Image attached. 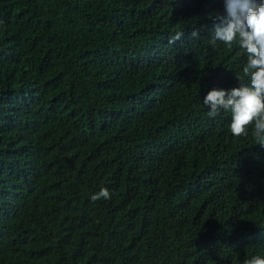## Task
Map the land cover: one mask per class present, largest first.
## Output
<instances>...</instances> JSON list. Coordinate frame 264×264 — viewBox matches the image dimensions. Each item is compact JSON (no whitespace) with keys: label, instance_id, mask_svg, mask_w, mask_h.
Listing matches in <instances>:
<instances>
[{"label":"trees","instance_id":"obj_1","mask_svg":"<svg viewBox=\"0 0 264 264\" xmlns=\"http://www.w3.org/2000/svg\"><path fill=\"white\" fill-rule=\"evenodd\" d=\"M218 16L225 0H0V264L264 258V147L202 102L250 84Z\"/></svg>","mask_w":264,"mask_h":264},{"label":"clouds","instance_id":"obj_2","mask_svg":"<svg viewBox=\"0 0 264 264\" xmlns=\"http://www.w3.org/2000/svg\"><path fill=\"white\" fill-rule=\"evenodd\" d=\"M226 16L217 17L220 23L214 26L212 42L219 41L229 48L234 43L247 55V61L238 80L250 78V84L230 90L213 89L203 99L209 110L208 116L215 117L221 110L231 113L229 131L234 138L247 137L249 128L257 145L264 147V0H225ZM191 38H198V31L191 32ZM183 32H177L169 39L174 45L182 40ZM111 198L107 188L91 196L96 202ZM243 264H264V258L253 256Z\"/></svg>","mask_w":264,"mask_h":264}]
</instances>
